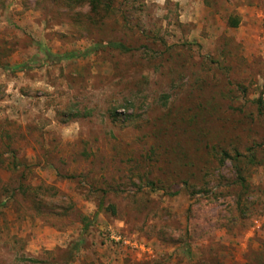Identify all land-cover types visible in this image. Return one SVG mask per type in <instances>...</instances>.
Instances as JSON below:
<instances>
[{
  "label": "rangeland",
  "instance_id": "1",
  "mask_svg": "<svg viewBox=\"0 0 264 264\" xmlns=\"http://www.w3.org/2000/svg\"><path fill=\"white\" fill-rule=\"evenodd\" d=\"M101 1L0 0V264H264V0Z\"/></svg>",
  "mask_w": 264,
  "mask_h": 264
},
{
  "label": "trees",
  "instance_id": "2",
  "mask_svg": "<svg viewBox=\"0 0 264 264\" xmlns=\"http://www.w3.org/2000/svg\"><path fill=\"white\" fill-rule=\"evenodd\" d=\"M83 1L88 4V6L90 7V11H92L94 13L97 12L100 9V7L102 6L101 0H83ZM232 25L236 26L237 23L233 22ZM109 45L114 49H119L120 51H128L129 50L128 47H126L124 44L119 43V42H112Z\"/></svg>",
  "mask_w": 264,
  "mask_h": 264
}]
</instances>
